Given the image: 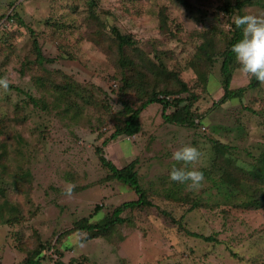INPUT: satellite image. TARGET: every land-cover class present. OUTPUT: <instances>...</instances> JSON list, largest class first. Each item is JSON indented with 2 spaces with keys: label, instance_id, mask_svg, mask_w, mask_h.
Instances as JSON below:
<instances>
[{
  "label": "rangeland",
  "instance_id": "obj_1",
  "mask_svg": "<svg viewBox=\"0 0 264 264\" xmlns=\"http://www.w3.org/2000/svg\"><path fill=\"white\" fill-rule=\"evenodd\" d=\"M190 1L191 10L174 0H95L93 6L89 0H0V77L10 81L6 92L0 89V142L7 143L6 160H0L5 186L0 196V264L22 261L37 237L55 244L64 264H264V210L189 209L188 204L166 197L178 188L168 172L183 166L172 159L180 146L190 144L200 151L195 165L200 170L209 167L215 139L232 145L238 162L246 167L252 160L248 153L256 155L264 144V84L249 87V79L236 63L230 86L245 87V91L222 102L220 54L212 56L205 89L190 90L198 95L193 109L205 113L197 128L162 121V108L154 103L141 113L143 134L121 135L102 147L119 167L137 158L139 182L154 206L125 211L123 216L132 223L118 226L108 239L82 241L83 233L68 230L84 216L98 220L114 206L137 197L127 185L104 180L106 170L95 152L114 129L122 106L117 94L121 81L114 77L116 53L88 40L95 28L100 29L94 19L131 34L153 62H165L192 86L196 76L187 60L201 43L202 32L211 27L228 29L227 16L218 7L234 0ZM161 7L174 37L158 28ZM241 11L264 14V0ZM237 13L234 8L233 19ZM213 31L215 37L222 36ZM33 38L47 58L42 65L33 61ZM217 48L222 46L216 43ZM63 74L92 93L89 103L78 100L69 113L53 107L49 93L59 96L50 80L58 82ZM39 77L41 86L34 83ZM125 98L135 100L131 92ZM15 104L22 106L20 116L26 117L18 123L12 119ZM215 172L220 174L219 169ZM68 183L76 185L71 197L64 194ZM210 185L206 178L198 191H187L182 185L178 197L212 201L216 189H209ZM7 218L14 219L7 222ZM191 233L212 235L214 240ZM57 254L47 250L43 263L52 264Z\"/></svg>",
  "mask_w": 264,
  "mask_h": 264
},
{
  "label": "trees",
  "instance_id": "obj_2",
  "mask_svg": "<svg viewBox=\"0 0 264 264\" xmlns=\"http://www.w3.org/2000/svg\"><path fill=\"white\" fill-rule=\"evenodd\" d=\"M174 1L187 10L194 8V4L190 0ZM259 1L260 0H234L233 4L230 1H225L218 7L227 16L226 20L229 23V27L226 31L219 30L217 27H211L209 28L210 30L207 29L200 34L202 41L197 46L191 58L187 60L188 67L196 76L192 86L189 84L190 82L181 78L178 70L169 68L165 62V64L161 61H158V63L153 62L151 58L145 55L142 49L136 46V40L131 34L122 33L117 26L107 24L102 20L99 22L98 18L94 17L96 18L94 21L97 24L99 23L100 29L94 27L96 30L90 33L88 40L94 42L101 48H106L109 52L113 50V52L116 53L115 60L113 59L116 65L114 77L117 75L121 81L117 94L122 106L117 112L118 118L114 129L109 135H105L101 145L96 147L95 152L101 166L106 170L104 180L114 179L127 185L137 197L132 200L123 201L114 206L111 212L105 214L98 220L92 221L90 219V214L89 216H84L75 221L71 228L68 229L69 231L75 230L83 233L84 235L81 238L82 241L96 237H105L108 239V237L113 235L118 226L124 223H132L128 217L123 216L125 211L154 206L153 202L150 200L151 196L148 194L146 188L142 187L139 182L138 172L135 167L137 158L119 167L107 157L102 147L121 135L132 136L143 134L144 124L141 113L154 103V105L161 106L162 111L160 117L162 121L166 123L187 128H197L199 124H202L203 115L205 113H199L193 109L198 95L190 90L191 87L200 88V90L205 89V85L209 78L208 71L211 68L212 56L215 54L223 56L220 67L223 74V83L221 84L223 95L220 100L223 102L241 96L245 91V87L233 89L230 86L233 69L237 67L234 54L230 49L231 46L241 38V32L239 29L235 28L233 23L234 19L231 14H233V9L236 8L238 11L237 15H244L241 9L245 5L259 4ZM89 3L93 6L95 5V0H89ZM157 14L159 30L174 37L175 34L169 30L168 17L164 11V7H161ZM6 17L8 16L4 18ZM14 17L16 19L18 18L15 15ZM17 21L21 23L20 19H17ZM4 25L5 23L2 27ZM213 29L221 33L222 36L215 37L216 32H214ZM31 31L34 33L33 30ZM216 43L222 46V49L217 48L218 50H215ZM32 44L34 51L33 61L42 65L47 58L43 55L36 38H33ZM165 53V51H162V54ZM26 63L27 62H25L24 65ZM41 69L46 71L44 67H41ZM57 75H59V73H56L55 77ZM117 76L115 78H117ZM50 81L53 82V86L59 92V96L49 92L53 95V107L63 109L64 113H69L71 108H74V102L77 103L78 100L84 104L90 102V97L92 95L91 90L87 87L85 88V86L73 80L70 76L63 74L58 82L52 79ZM34 83L37 86L43 85V81L40 77L35 79ZM259 84L260 83L253 77L250 80L249 87H255ZM129 92L134 95L135 100L133 102L125 98ZM183 93H189V95L184 96L182 95ZM27 95L32 104L38 105V100L36 98H33L29 94ZM39 102H41V106L44 109L48 108L47 103L42 99H40ZM217 103L218 102L215 104ZM21 109V105L15 104V111L12 117L15 123L26 119L25 116H20ZM167 109L171 110L167 112ZM2 131L0 127V134ZM6 148L7 143L1 141L0 160H6ZM248 155L252 156V160L248 162L246 167L238 162V154H236L232 145L216 139L213 140L212 160L208 168L200 169V171H202L205 178L211 182L209 189H216V197H214L212 201H204L199 196L193 197L185 195L178 197L179 190H182L183 187L182 184H178L176 190H173L172 193H167V199L170 200L173 198L172 201L175 200L182 204H188L189 209L208 208L212 210L221 207L220 210L224 213L230 208L264 210V144L256 155H252L251 153H248ZM218 169L220 172L219 175L215 174V171ZM2 171H5L4 167ZM26 175H28V173H26ZM2 178L1 176L0 196H4L5 189L3 185L4 180ZM174 184L177 183L175 182ZM95 208L97 210L99 206ZM160 211L165 216H170V213L167 211ZM9 219L14 218H7L6 221L11 222ZM191 234L202 237L208 241L214 240L212 235ZM60 237L61 234L57 237V242H60ZM47 250H52V253H58L52 264H64L60 260L62 252L57 250L55 244L42 241L40 237H37L34 248L30 249L26 257L17 264H44L43 259Z\"/></svg>",
  "mask_w": 264,
  "mask_h": 264
},
{
  "label": "clouds",
  "instance_id": "obj_3",
  "mask_svg": "<svg viewBox=\"0 0 264 264\" xmlns=\"http://www.w3.org/2000/svg\"><path fill=\"white\" fill-rule=\"evenodd\" d=\"M233 23L241 32V38L230 49L239 65V72L249 81L254 77L259 83L264 84V14L237 15ZM9 84L7 77H0V89L6 92ZM200 156V151L190 144L174 150L172 159L183 166L173 167L169 172V179L185 185L187 191H198L205 180L203 172L195 167ZM75 187V184L68 183L64 194L71 197Z\"/></svg>",
  "mask_w": 264,
  "mask_h": 264
}]
</instances>
